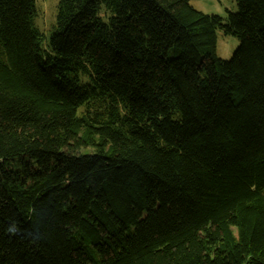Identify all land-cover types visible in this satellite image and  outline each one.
Listing matches in <instances>:
<instances>
[{
    "label": "trees",
    "instance_id": "1",
    "mask_svg": "<svg viewBox=\"0 0 264 264\" xmlns=\"http://www.w3.org/2000/svg\"><path fill=\"white\" fill-rule=\"evenodd\" d=\"M234 2L60 0L47 38L0 0V264H264V0Z\"/></svg>",
    "mask_w": 264,
    "mask_h": 264
},
{
    "label": "rangeland",
    "instance_id": "2",
    "mask_svg": "<svg viewBox=\"0 0 264 264\" xmlns=\"http://www.w3.org/2000/svg\"><path fill=\"white\" fill-rule=\"evenodd\" d=\"M60 0H37L38 16L36 26L48 38L56 25L58 5ZM199 11L209 15H218L226 18L229 12L237 10L234 0H190ZM239 40L233 36H226L218 32L216 54L220 59L229 60L239 47Z\"/></svg>",
    "mask_w": 264,
    "mask_h": 264
}]
</instances>
